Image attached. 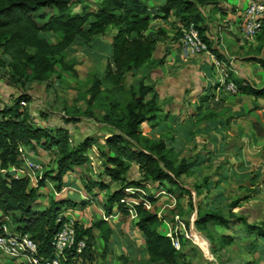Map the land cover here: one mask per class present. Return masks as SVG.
Instances as JSON below:
<instances>
[{
  "label": "trees",
  "instance_id": "trees-1",
  "mask_svg": "<svg viewBox=\"0 0 264 264\" xmlns=\"http://www.w3.org/2000/svg\"><path fill=\"white\" fill-rule=\"evenodd\" d=\"M83 1L0 0V54L9 58L10 78L14 84L46 81L56 74L57 67L76 76V61L65 58L66 54L74 51V45H87V49L90 48L89 55L93 54V46L108 47L107 51L103 50L106 51L105 55H94L99 64L103 61L105 63L102 75H92L93 81L87 90L86 105L89 106L102 91L103 84L108 85L103 90L109 93H123L126 75L135 74L152 63L158 45V35L162 33L150 29L154 16L145 0H96L95 10L90 11L85 5L81 6L79 11L72 8V4H82ZM223 1L225 0H165L155 17L167 19L170 15L175 16L181 26L193 23L208 51L219 58V53L212 48L197 25L202 21L201 9L204 5H218ZM109 29L115 31L109 44L95 40L105 36ZM45 34L54 35L55 40ZM256 40L264 43V23ZM85 52L87 53V50ZM257 60L264 71V59ZM229 75L236 85V92L254 97L264 96V88L257 89L244 80H235L230 71ZM126 91L128 98L120 109L111 105L101 118L95 117L86 111L87 109L83 111L84 117L93 118L114 130L104 138V148L98 149L106 177L110 182L120 184V187L111 190L107 196L103 204L104 215L110 217L115 207L127 218L131 216L130 210H133L137 218L136 229L144 239L147 264H191L186 261L178 262L181 253L174 248L172 237L159 232V218L152 205L143 201H138L131 207L124 205L129 195L126 189H142L144 182H167L170 185L165 189L174 198V207L178 209L176 215L181 214L183 210V198L187 200L188 206L192 205V193L184 188L186 184L182 180L184 175L190 173L187 158L167 148L163 140L153 139L147 134L158 124L160 107L155 84L139 80ZM28 98L27 94L21 93L12 106L0 109V212L4 215L3 218L0 217V225L5 221V217L9 219V213L19 212L17 221L20 225L16 232L29 233L38 241L42 251H48L50 241L57 230L56 219L61 207L73 206L74 203L53 200L47 209L34 210L33 204L37 200L38 191L45 188L48 177L43 175L37 180L36 186H31L29 176L20 168L23 159L19 148L34 149L35 145H39L43 150L56 148L58 157L52 169V179L55 181V191H60L63 176L86 162L87 152L93 150L94 140L85 137L73 146L65 128H41L31 125L27 110L22 107ZM131 166L137 168L141 174L140 179L125 180ZM12 168L16 169L14 173ZM48 176L50 178L51 175ZM103 184L105 186L99 183L97 187L106 188V184ZM85 188L90 191L92 187ZM192 188L196 190L197 186ZM132 196L139 195L134 192ZM152 199L149 197L151 203ZM236 204L237 200L232 202L230 209L235 208ZM231 214L230 212L229 216H232ZM197 216L196 229L210 241L212 235L209 234L206 224L228 222L227 217L218 213L199 212ZM236 218L244 223L246 230H255L264 238V224L253 225L246 223L245 219ZM93 229L98 231V235H94ZM111 233L107 221L99 219L88 227L79 225L77 237L85 236L87 244L97 239L102 246L100 257L105 259ZM219 238L221 245L232 242V238L227 235H221ZM84 254L86 260L92 259L90 247L87 246L82 255Z\"/></svg>",
  "mask_w": 264,
  "mask_h": 264
},
{
  "label": "crops",
  "instance_id": "crops-1",
  "mask_svg": "<svg viewBox=\"0 0 264 264\" xmlns=\"http://www.w3.org/2000/svg\"><path fill=\"white\" fill-rule=\"evenodd\" d=\"M151 1L153 6L150 7V11L155 14L150 29L153 31L161 29L162 34L158 38L152 63L135 74L138 80L154 83L158 98L169 102L163 107L160 106L158 124L149 132L154 136H150L153 139L163 140L167 148L187 158L189 169L204 182L209 180L213 184L208 193L211 198L209 201L213 203L208 201V207H212L213 212L207 213H218L227 217L228 222L206 224V228L210 230L209 234L212 235L210 241L203 234L209 243L211 249L209 251L212 252L213 260L209 259L213 262L211 264H264V238L255 230L252 232L246 230L244 223L236 220V217H240L249 224L259 226L264 224V220L250 221V217L246 216V212H250L251 209L254 210L251 212H257L259 215L264 213V204L259 200L264 193V96L254 97L240 92L232 94L216 89L214 85L217 75L210 57L206 54L186 53L176 38L181 30L179 20L172 15L167 19L155 17L165 0ZM244 6L243 0H225L218 5H204L201 9L203 36L210 42L212 48L217 50L219 53L217 56L226 63L233 79L244 80L254 88L260 89L264 88V71L257 59H264V43L260 40L247 44L240 43L239 25ZM114 32L112 30L109 33L108 44ZM98 126L100 132L105 133V137L114 132L107 125L98 124ZM168 128L174 131V138L165 136L164 131ZM188 128L193 132L192 137L194 143L198 144L197 148L210 147L216 149L215 152L210 154V150L203 152L196 149L197 153L194 156L185 152L184 148L190 145ZM92 138H98L100 146L104 148V137L103 140L98 135ZM24 150L27 159L39 166L38 157L42 155L38 151L40 148H37V153L29 150V147H25ZM220 152L228 154L223 155L224 163L228 164V168L210 174L209 178L200 177V167L212 158H219ZM232 161L238 162V166L232 168L230 166L233 164ZM80 170L81 167H75L66 172L63 183H65L64 179L68 178V182H73L69 188L76 186L79 182L77 172ZM259 186L263 188L258 189ZM184 188L190 192L194 189L192 185H186ZM240 190L246 194L240 193ZM235 200L238 208H241L239 213L238 211L234 213L236 206L230 209V205ZM181 205L185 210L188 205L185 198L181 200ZM230 212L232 216H229ZM130 214L132 218L136 217L131 210ZM0 216L4 217L1 212ZM135 222L136 220H133V223L130 221L134 224V229H136ZM130 223H125L127 237L132 239L134 235L139 234L138 238L144 244V239L137 229L136 234H130ZM131 232L133 233L134 230L131 229ZM221 235L230 236L232 242L221 245L219 238ZM117 237L115 242L111 240L109 249L114 250L120 246ZM198 246L203 248L199 242ZM118 250L121 251V248ZM122 250L125 254H131L129 247H123Z\"/></svg>",
  "mask_w": 264,
  "mask_h": 264
},
{
  "label": "rangeland",
  "instance_id": "rangeland-1",
  "mask_svg": "<svg viewBox=\"0 0 264 264\" xmlns=\"http://www.w3.org/2000/svg\"><path fill=\"white\" fill-rule=\"evenodd\" d=\"M145 1L149 6V10H151L150 7L153 6V1ZM83 5H85L86 8L90 11L95 10L96 0H84L82 4H72V8L75 11H79L81 6ZM154 14L155 13L153 12L152 16H154ZM201 22L197 26L201 28L202 31H204V26ZM157 30L162 31L161 29ZM108 31L105 36L99 37L95 40L101 43L108 44L107 38L112 29H109ZM45 35L51 37V40H55L54 35ZM180 35L181 34L176 37L178 40L180 38ZM102 38L105 40H103ZM74 46V51L69 55L66 54L65 58L68 60L74 59L76 61L74 69L76 70L77 75L72 76L71 74L62 71L57 67V71L55 72L56 74L51 75L46 81L40 83L25 81L23 82V84L22 82L14 84L12 82V79L10 78L11 74L8 67L9 58L0 54V109H5L12 106L14 100L21 93L27 94L29 96L28 101L26 102V104L23 103L22 107L26 108L28 113V120L31 125L41 128H65L69 131V140L71 142V145L73 146L78 141H80V139H83L85 137L92 138V136L98 135L100 138H102V140L103 137L105 138V133L102 134L98 126V124L102 123L95 121L93 118L84 117L85 114H83V111L85 109H87L86 111L92 113L95 117L98 118H101L111 105H115L117 109H120L122 103L128 98L126 90L139 81L136 74H127L123 82L125 89V92L123 93H109L103 90L105 87H108V85L103 84L102 91L96 96L94 102L87 106V90L93 81L92 75L94 73L102 75L103 66L105 63V61H103L101 64H99L94 55H105L108 47H94L92 45L93 54L91 55L90 53L89 55L88 50L90 48L87 49V45L79 44ZM86 50L87 53L85 52ZM168 102L169 101H166V99L158 98L159 107L167 105L165 103ZM165 120L166 118L164 119V121ZM182 123L183 121H181V124ZM184 125L187 124L184 123ZM188 129V143H190V145L184 148L185 152L192 153L193 156L197 153L196 149L203 152H205V150H210V154L212 152H215L214 150L216 149L213 150V148L210 147L207 149H205L204 146H200V148H197L198 144L194 143L192 137L193 132L191 131V128ZM150 131L151 129L147 132V134L154 136L153 133H149ZM164 132L165 136L174 138V131L171 128L166 129ZM92 139L94 140L93 150L90 149V151L87 153L86 162L82 166H80L81 170L77 172L79 182L76 186L73 185L72 188H69L71 186L70 184H72L73 182H68V178H65V183L62 182V188L60 191H55V181H53L52 179V177L54 176L52 169L55 166V161L58 157L56 148L53 147L50 150H43L39 145H35L36 147L34 149H32V147L29 148V150H32L34 153H37L38 151L42 153V155L40 154L41 156L39 155L38 157V163L41 168L35 169L34 175L31 176L32 181L36 178L42 177L43 175H47L48 177V179H46L45 188L38 191V197L33 204V209L45 210L50 206V203L53 200L57 202L61 200H67L72 201V203H74L73 206L65 205L64 207H61L59 214H64L66 217L74 218L80 226H91L92 223L99 219H104L107 221V224L109 225L113 233H111V237L108 242V253L105 259H101L100 255L102 246L100 242L95 239L87 244V246L90 247L92 259L86 260L87 257L84 254V256H82V264H147L148 256L147 254H145V250H143V242L141 243L140 238H138L139 234L134 235L132 239H129L126 235L127 226H125V223H130V221H132L133 223V220H137L136 217H133L134 219L132 218V216H129L127 218L123 217L122 213H115V207L113 208L114 213L110 217H106L104 215L103 204L106 201L107 196L110 194L111 190L120 187V184L110 182L109 178L106 177L104 173L102 158L98 154V149L103 147L100 146V140L98 138ZM37 148H40V150L37 151ZM210 154L207 153V155ZM223 155L228 154L220 152V154H218L220 159L212 158L208 161V163L201 166L200 177L209 178L210 174L227 169L228 164L224 163L225 158ZM226 161L228 160L226 159ZM238 164V162L234 161L232 165L230 164V166L234 168L237 167ZM189 171L190 173L184 175L182 177V180L188 186H197V191L195 189H191L192 198L195 199L192 201L191 206L187 205L185 210H182L181 214L176 215L178 209L174 207V198L168 192H166L165 189L167 187H170L167 182H163V184H159L157 182H144L142 189L127 188L126 191L129 193V195L125 199L124 205H126L127 207H131L138 201H143L145 204H150L155 208L157 216L159 218V232H161L162 234L166 233V235L168 234L167 236L172 237L173 240H178V251L181 253V256L178 257V262L186 261L190 262L191 264H211L213 262L209 261L210 258L208 256L207 249H205V247L207 248L208 246V242L206 240V237L196 229L194 221L195 208H197L198 213L213 212L212 207H208L210 202L209 199H211L208 193L210 192V187L213 186V184L209 180L204 182L203 180H201V178H199V176H196L197 174H195V172H192V170L190 169ZM48 175H51L50 178ZM140 178L141 174L138 172L137 168L135 166H131L130 170L126 174L125 180L130 181ZM103 182L106 184V188L97 187L99 183L104 185ZM31 183L32 182H30V184ZM32 184L35 185V181H33ZM32 184L31 186H33ZM86 186H91V190L86 191ZM201 186L204 187L201 188ZM261 188H263V186L258 187V189ZM54 192H56L57 194H54ZM134 192L138 193L139 196L133 197L132 195ZM240 193H242L241 190ZM243 193L246 194V192ZM263 195L264 193L261 194L259 200L264 204ZM149 197L153 198L152 203L149 200ZM215 209L217 210L219 208ZM239 209L241 208H238V206L236 205L234 213L237 211L239 213ZM251 211L254 210L251 209ZM251 211L246 212L247 214L245 213L247 217H250V221H253V219L258 222L264 220V213H261L259 215L257 212ZM249 213L252 216H250ZM7 216L9 217V220L6 221L7 227L13 232L16 231V228L20 225V223L17 221V219L20 217V213H9ZM132 223H130L129 226L131 235L137 233L136 229H134V224ZM131 229L134 230L133 233L131 232ZM93 231L95 236L98 235V231L96 229H93ZM117 235H119L120 237H117ZM116 237L119 240L118 243L120 244V246H118L117 249L115 248L114 250H111V248L109 249V243L111 244V240H113L112 242H115L114 240ZM198 242L202 244V247L206 251L198 246ZM123 247H129L131 254H125V252H123L122 250ZM120 248L122 253L120 250H118ZM209 250L211 251L210 248ZM0 264L22 263H19L18 261H15L12 258L0 253Z\"/></svg>",
  "mask_w": 264,
  "mask_h": 264
},
{
  "label": "built area",
  "instance_id": "built-area-1",
  "mask_svg": "<svg viewBox=\"0 0 264 264\" xmlns=\"http://www.w3.org/2000/svg\"><path fill=\"white\" fill-rule=\"evenodd\" d=\"M243 1L245 6L241 13L239 25L241 44L254 42L264 23V0ZM180 29L179 45L186 53L206 54L210 57L217 75L216 89L235 93L237 91L236 85L230 78L226 63L208 51L197 27L190 23L181 26ZM19 151L24 164L20 168L29 176L30 182L35 181L36 183L41 177L32 181L31 176L34 175L35 169L41 167L27 159L23 147H20ZM11 171L14 173L16 169L12 168ZM4 219L5 221L0 225L1 254L22 264H82V254L87 249V239L85 236L77 237L79 223L74 218L58 214L56 219L57 230L50 241L48 251H42L38 241L32 238L29 233L11 231L6 224L9 219L7 217ZM172 244L176 250L179 249L177 239H172Z\"/></svg>",
  "mask_w": 264,
  "mask_h": 264
},
{
  "label": "water",
  "instance_id": "water-1",
  "mask_svg": "<svg viewBox=\"0 0 264 264\" xmlns=\"http://www.w3.org/2000/svg\"><path fill=\"white\" fill-rule=\"evenodd\" d=\"M195 198H193L194 200ZM197 218V208H195V219ZM207 253H208V256L211 260H213L212 256H211V253L209 251V243H208V248H207Z\"/></svg>",
  "mask_w": 264,
  "mask_h": 264
}]
</instances>
